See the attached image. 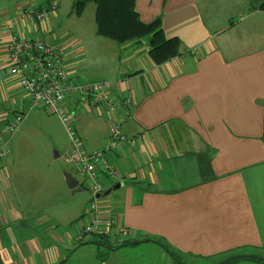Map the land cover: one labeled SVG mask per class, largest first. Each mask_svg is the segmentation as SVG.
Masks as SVG:
<instances>
[{
	"label": "crops",
	"instance_id": "0c3cea01",
	"mask_svg": "<svg viewBox=\"0 0 264 264\" xmlns=\"http://www.w3.org/2000/svg\"><path fill=\"white\" fill-rule=\"evenodd\" d=\"M263 1L136 0L145 22L161 16L166 36L181 39V54L157 65L150 37L123 44L128 68L110 89L118 99L131 95L132 115L121 132L135 142L122 141L108 154L121 178L107 179L104 191L121 185L97 201L96 216L114 215L131 238L165 239L182 264H210L245 247L264 253ZM29 3L0 6V101L21 109L13 113L26 111L31 96L8 74L6 23ZM20 29L30 36L25 25ZM68 105L76 108V99ZM10 116L0 105V139ZM111 120L104 106L84 104L85 147H105ZM93 131L102 138L90 140ZM14 164L0 160V264H96L94 244L73 247L84 222L68 228L73 207L63 201L65 189L57 194L41 174L13 172ZM58 206L69 214H56ZM148 242L158 243L126 246L100 264H176L166 250L142 255Z\"/></svg>",
	"mask_w": 264,
	"mask_h": 264
},
{
	"label": "rangeland",
	"instance_id": "374dc122",
	"mask_svg": "<svg viewBox=\"0 0 264 264\" xmlns=\"http://www.w3.org/2000/svg\"><path fill=\"white\" fill-rule=\"evenodd\" d=\"M28 1L35 4L39 3L45 9L49 8L51 2L57 4V9L51 10L47 19L41 22L40 28L37 27L35 31L45 39L60 41L68 47L66 49L69 57L66 59V64L76 70L77 74H73L76 80H80V82L83 83L84 81L95 82L105 80L114 85L115 80L119 77V72L128 68L127 64L123 62L127 57L126 54H124L123 44L97 33L95 19L96 4L94 2H89L82 14H77L75 12L76 0ZM8 2H12V0H0V6L3 7V5ZM224 12H226V10H224ZM233 18L236 20L235 15ZM2 73L7 75L5 71ZM117 75L118 77H116ZM28 100L29 105L25 106L26 111H24L27 117L11 139L12 150L8 158L15 160V166L12 165L11 169H13V172L16 170H24L28 173L26 175L30 176L41 174L43 182H46L47 187L51 188V190H55L57 194L61 192L62 188L65 189L66 199L63 201L73 207V214L71 216L73 222L68 228H74L78 221L87 223V211L89 209L87 207L91 204V199L94 198V200L99 201L104 197H96V193L90 190V180L80 173L72 163L67 162L66 155L71 149V140L61 116L57 113H53L48 107L42 105H35L31 108L33 102L30 98ZM0 105L3 110L9 111L11 116L14 114V110H21L14 104H5L2 99ZM69 110H71V106H69ZM76 115L77 118L74 120V123L83 142L86 143V139L84 138V133L87 132V129L84 128V103L80 104V108L76 111ZM2 124L3 120L0 121V125ZM5 124L6 123H4V125ZM101 134V131H93L90 140L102 138ZM103 140H106V137H104ZM86 149L89 151L92 150L88 147H86ZM57 153H59V155H57ZM110 159L112 162H115L111 157ZM68 175L74 176L80 182L76 193L75 189H72L67 182ZM101 180L104 182L105 189L111 186V181L104 178ZM111 194L105 197H110ZM60 201H58V203ZM40 212L45 214L44 208L41 209ZM55 213L64 215L69 214V211L58 206L55 209ZM41 231V236L44 237L45 230L41 229ZM87 235L91 236L92 234L90 233ZM149 237V239H153L155 236ZM94 245L96 248L98 247L99 250L104 248L100 245ZM148 245V248H144L143 250L140 249L142 255L147 254L148 251L165 250L156 242H148ZM82 246H85V244H79L78 242L77 245L73 247L78 249ZM248 252L253 254L252 250H248ZM96 257V264H100L97 255ZM181 259L183 260V258ZM217 260L216 258H212L208 260V263L216 264ZM188 261L192 260L190 259ZM176 264H179V262ZM242 264L254 263L244 261Z\"/></svg>",
	"mask_w": 264,
	"mask_h": 264
},
{
	"label": "built area",
	"instance_id": "2783aa9c",
	"mask_svg": "<svg viewBox=\"0 0 264 264\" xmlns=\"http://www.w3.org/2000/svg\"><path fill=\"white\" fill-rule=\"evenodd\" d=\"M57 4L50 3L45 9L39 3H29L20 18L9 19L6 29L9 38L5 45L8 55L7 71L15 78L18 85L31 96L33 105L48 107L53 113L61 116L63 124L71 140V149L66 155L67 162L86 175L90 180V190L99 194L104 191L101 179L118 180L121 173L109 159L108 154L117 150L122 141L134 143V138H127L121 132L123 122L132 115L131 95L116 98L112 93L109 81L80 82L73 76L66 64L69 57L68 48L57 40H48L33 34L40 28L51 10L57 9ZM26 26L30 36L26 35L21 26ZM74 98L88 103L98 109L104 106L111 116L109 137L105 147L98 151H88L83 139L72 125L74 113L68 109V100ZM27 114L16 112L8 118L0 139V160L6 159L11 153V139L17 132ZM97 200H93L87 211L88 222L78 228L76 239L82 238L86 232H100L114 228L116 234L129 235L128 228L119 226L114 215L104 218L96 216Z\"/></svg>",
	"mask_w": 264,
	"mask_h": 264
},
{
	"label": "trees",
	"instance_id": "16d2710c",
	"mask_svg": "<svg viewBox=\"0 0 264 264\" xmlns=\"http://www.w3.org/2000/svg\"><path fill=\"white\" fill-rule=\"evenodd\" d=\"M89 2L96 4L95 19L99 35L120 44L141 41L145 37H150L151 48L149 56L157 65L163 64L181 54V39L179 37L168 38L166 36L161 16L150 22H145L137 10L136 0H76L75 12L82 14ZM259 6L261 10H264V1ZM76 103V108H71L70 111L74 113L72 125L78 131L74 123V120L77 118L76 111L80 108L81 103L88 106L91 105L79 100H76ZM67 106L69 109V105ZM87 234H90V232L84 233L82 238L76 239V242L85 245L96 244L103 246L104 248L102 250L98 249L97 253L100 262H105L112 252L126 246L135 245L142 241H157L170 254L175 263H183L180 253L174 250L170 243H167L161 237H154L153 239L144 238L143 240L134 239L129 235L116 234L113 227L110 230H103L97 233L92 232L91 236ZM248 250L252 249H246V247L232 249L227 253L217 256L216 258L220 260L217 264H237L241 261H249L254 264L264 263V253L251 254Z\"/></svg>",
	"mask_w": 264,
	"mask_h": 264
},
{
	"label": "water",
	"instance_id": "95a60500",
	"mask_svg": "<svg viewBox=\"0 0 264 264\" xmlns=\"http://www.w3.org/2000/svg\"><path fill=\"white\" fill-rule=\"evenodd\" d=\"M57 155H59V153H57ZM67 182L69 184V186L72 189H75L77 184H78V180L72 176V175H68L67 177ZM121 183H117L116 185H114L112 188L108 189L107 191L101 192L99 194L96 195V197H104V196H108L109 194H111L113 191H115L116 189H118V187H120ZM93 200V199H92Z\"/></svg>",
	"mask_w": 264,
	"mask_h": 264
},
{
	"label": "bare ground",
	"instance_id": "6f19581e",
	"mask_svg": "<svg viewBox=\"0 0 264 264\" xmlns=\"http://www.w3.org/2000/svg\"><path fill=\"white\" fill-rule=\"evenodd\" d=\"M105 197V196H104ZM93 200H94V198H93ZM93 200H91V203L93 202ZM90 206V205H89Z\"/></svg>",
	"mask_w": 264,
	"mask_h": 264
}]
</instances>
